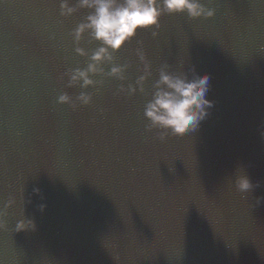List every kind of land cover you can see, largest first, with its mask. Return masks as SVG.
Instances as JSON below:
<instances>
[{
  "label": "water",
  "instance_id": "obj_1",
  "mask_svg": "<svg viewBox=\"0 0 264 264\" xmlns=\"http://www.w3.org/2000/svg\"><path fill=\"white\" fill-rule=\"evenodd\" d=\"M202 2L212 17L164 14L155 37L114 53L127 79L93 76L92 102L74 110L57 97L82 91L61 75L98 46L71 35L90 10L0 0V264H264V0ZM137 48L152 75L144 92L117 94L143 73ZM165 64L207 73L213 105L161 140L143 112ZM20 219L35 229L16 231Z\"/></svg>",
  "mask_w": 264,
  "mask_h": 264
},
{
  "label": "clouds",
  "instance_id": "obj_2",
  "mask_svg": "<svg viewBox=\"0 0 264 264\" xmlns=\"http://www.w3.org/2000/svg\"><path fill=\"white\" fill-rule=\"evenodd\" d=\"M79 8L90 11L83 21L72 30L73 40L78 44L85 32L92 40L99 42L88 57L86 67L68 68L61 79L67 77V87L82 89L73 97L68 92H61L57 103L68 104L74 110L81 105H89L93 94L85 91L89 86L97 87L102 81L93 79L95 75H107L118 80H126L127 64L115 63L114 53L120 51L126 44L135 39L140 32L151 30L153 37L160 27V19L164 14L186 13L190 19L210 18L215 9L208 7L202 0H76L73 5L70 0H60V15L70 16ZM79 55L88 56L82 47H76ZM140 61L143 63V73L136 79L135 84L118 86L117 94L134 95L137 90L144 92V85L152 75L151 63L147 60L142 48L136 49ZM110 65L105 73L104 65ZM192 75L175 73L168 70V65H162L158 78L152 84L151 98L144 106V117L148 121L146 129L159 130V138L164 140L166 134L183 136L194 131L204 120L213 101L207 98L209 91V75L207 73ZM264 137V130H261ZM235 187L240 192H246L253 187L247 175L236 176ZM39 193L40 189L34 188ZM12 203L7 201L5 208ZM43 210L46 205L41 204ZM5 213H0V216ZM0 225L6 226V221L0 219ZM35 229L31 219H20L16 222L15 230Z\"/></svg>",
  "mask_w": 264,
  "mask_h": 264
}]
</instances>
